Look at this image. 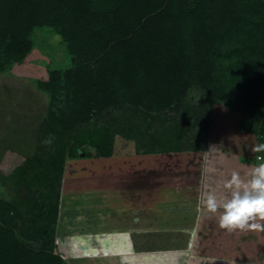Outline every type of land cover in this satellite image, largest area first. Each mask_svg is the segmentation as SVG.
Returning a JSON list of instances; mask_svg holds the SVG:
<instances>
[{"label":"trees","instance_id":"obj_1","mask_svg":"<svg viewBox=\"0 0 264 264\" xmlns=\"http://www.w3.org/2000/svg\"><path fill=\"white\" fill-rule=\"evenodd\" d=\"M44 27L71 66L35 82L46 114L35 153L2 182L0 264H69L57 244L67 163L113 158L118 137L137 155L203 152L222 104L264 143V0H0V76Z\"/></svg>","mask_w":264,"mask_h":264},{"label":"rangeland","instance_id":"obj_2","mask_svg":"<svg viewBox=\"0 0 264 264\" xmlns=\"http://www.w3.org/2000/svg\"><path fill=\"white\" fill-rule=\"evenodd\" d=\"M33 39L35 49L31 55L0 76V197L10 200L13 199L8 191L10 186L5 191L2 182L35 153L38 131L46 114L47 96L37 89L35 82L46 80L51 68L71 66L62 37L51 28H38ZM191 96L194 102L201 98L200 93ZM242 120L241 113L214 104L207 148L202 154L139 156L133 142L118 137L113 158L69 161L61 188L58 253L69 264H199L200 231L196 230V223L192 231L171 225L178 223L175 213L186 211L187 207L179 205L182 196L173 199L177 208L172 210H167L168 198L156 200L161 210L174 213L157 220L150 215L157 211V206L152 208L155 203L151 201V192L148 193L149 186H144L143 201L136 202L131 197L141 191L137 181L145 179L152 183L153 165L157 161L178 163L171 166L172 171L167 165L166 179L174 171L181 173L191 167L192 161L198 165L206 163L209 170L212 163L223 160L226 168H235L246 176L252 167L264 162L257 159L264 152L252 151L261 141L253 132L241 129ZM214 169L218 171L217 166ZM228 172L220 175L221 181ZM168 182L165 180L166 186L175 183ZM175 186L180 188L181 183L176 182ZM166 190L163 188L162 194ZM138 244H144V253ZM157 258L164 260L157 263Z\"/></svg>","mask_w":264,"mask_h":264},{"label":"crops","instance_id":"obj_3","mask_svg":"<svg viewBox=\"0 0 264 264\" xmlns=\"http://www.w3.org/2000/svg\"><path fill=\"white\" fill-rule=\"evenodd\" d=\"M198 153L202 154L203 152H189L185 154L196 155ZM158 155L161 156L164 154H156L153 155V157H158ZM170 155L179 156L182 154L175 153ZM156 163L158 164L153 165L154 174L152 175V183L145 181V179H139L140 181H137L136 185H138V188H141V191H138L139 193L136 196H132L131 198L134 199L136 202H139L140 200L143 201L145 197L144 186L146 185L150 188L148 193L151 192L152 194L151 201L153 204H156V200L166 197L168 198V203L166 204V207L167 205L169 206L167 210H172L177 208V205L175 204L173 199L180 198V196H182L180 198L181 203L179 205H183L185 206V208L187 207L184 213L181 214L177 212V214H174L171 213V211L164 212L163 210L165 209L161 210V206H159L160 204H154L152 205V208H156L157 206V211H153V213L150 215H153V220L170 217L172 216L171 214L177 215L174 219L177 220L178 223H172L171 225L173 228H176L177 225V227L180 226L185 229L190 228V230L192 231L193 224L196 223V230L200 231L199 264H264V232H229L227 230L221 229L219 227L218 216L205 215L201 208L200 195L202 192L207 191L204 185L208 184L212 187H216L217 183L220 182L222 179V176L220 175L224 171H229L228 176L225 178V180H227L231 172L237 171L235 168H226L227 164L225 163V161L221 160L217 161L216 164L212 163L211 168L208 170L207 168L209 167V165H206V163L204 164L203 162H200L198 165L192 161L191 167H188V169H184L183 171H181L182 174L179 172L175 173L174 171L173 175L170 174L169 177L166 179V175H168L167 168L170 166L168 169L172 171L171 166L178 163H170L167 161L166 163L164 161L163 163H159L158 161ZM216 166L218 167L217 172H215L216 170L214 169V167ZM184 167L185 166H182V168ZM237 172H239L242 177L246 178V176L243 175V172H240V170H238ZM139 177L141 178L143 177V175H139ZM164 179L166 181L175 183L170 185L167 184L169 186H166ZM176 182L181 183L180 188H178V186H175ZM163 188L168 189L164 194H162ZM186 199L188 200L187 202L184 201ZM192 201H195V204L190 205ZM171 203H173V205H169ZM142 214L145 213L142 212ZM125 240H128V238ZM143 245L138 244V246L140 247L139 249L143 251L142 253L146 251ZM160 245H162V243H160ZM162 260L164 259L157 258V263H161Z\"/></svg>","mask_w":264,"mask_h":264},{"label":"clouds","instance_id":"obj_4","mask_svg":"<svg viewBox=\"0 0 264 264\" xmlns=\"http://www.w3.org/2000/svg\"><path fill=\"white\" fill-rule=\"evenodd\" d=\"M44 143L50 145L52 138ZM252 151L264 152V143L257 144ZM204 187L207 191L200 195L202 211L218 216L221 229L264 232V162L252 167L246 178L233 171L216 187L208 184Z\"/></svg>","mask_w":264,"mask_h":264}]
</instances>
